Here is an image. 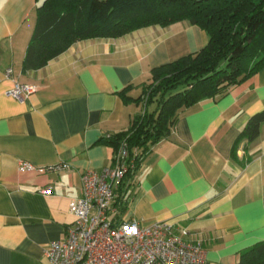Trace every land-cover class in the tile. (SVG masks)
Masks as SVG:
<instances>
[{"label":"crops","instance_id":"obj_1","mask_svg":"<svg viewBox=\"0 0 264 264\" xmlns=\"http://www.w3.org/2000/svg\"><path fill=\"white\" fill-rule=\"evenodd\" d=\"M40 3L0 0V264H48L47 244L73 222L82 172L110 165L114 151L103 139L127 130L144 110L120 92L143 94L153 67L208 40L187 20L153 24L77 40L43 67L25 70ZM15 82L37 89L15 98L8 94ZM262 109L264 65L222 96L181 109L170 133L144 154L120 218L185 227L205 248V264H237L242 250L264 239V124L255 140L235 144ZM21 161L67 167L21 172ZM47 186L51 192L42 193Z\"/></svg>","mask_w":264,"mask_h":264},{"label":"trees","instance_id":"obj_2","mask_svg":"<svg viewBox=\"0 0 264 264\" xmlns=\"http://www.w3.org/2000/svg\"><path fill=\"white\" fill-rule=\"evenodd\" d=\"M181 20L204 30L206 44L153 67L142 95L133 98L125 94L128 88L121 91L126 102L136 103L146 93L145 108L132 117L127 130L103 139L113 151L125 140L129 153L141 156L139 167L149 147L170 133L181 109L222 96L264 65V0H41L23 67H43L77 40L119 37ZM151 103L154 108L148 110ZM262 124L264 109L249 117L235 144L242 138L255 140ZM237 264H264V239L242 250Z\"/></svg>","mask_w":264,"mask_h":264},{"label":"built area","instance_id":"obj_3","mask_svg":"<svg viewBox=\"0 0 264 264\" xmlns=\"http://www.w3.org/2000/svg\"><path fill=\"white\" fill-rule=\"evenodd\" d=\"M6 68L4 77L10 78ZM37 86L15 82L8 94L18 98L34 93ZM141 156L129 153L125 140L113 152L112 163L100 170L81 174L80 194L71 204L73 222L61 239L50 241L45 248L48 264H205L206 250L200 240L189 238L185 227L167 220L142 224L121 219L136 184L137 162ZM67 167V163L36 167L21 161V172H48ZM50 193L51 187L40 190Z\"/></svg>","mask_w":264,"mask_h":264},{"label":"rangeland","instance_id":"obj_4","mask_svg":"<svg viewBox=\"0 0 264 264\" xmlns=\"http://www.w3.org/2000/svg\"><path fill=\"white\" fill-rule=\"evenodd\" d=\"M142 95V94H141ZM146 96H147V94L145 93L144 95H143V103H142V101L141 102H138V112L140 111V110H142V109H144L145 107L143 106L144 105V102L146 101ZM151 104H153V103H151ZM151 104H149V105H151ZM136 106V105H135Z\"/></svg>","mask_w":264,"mask_h":264}]
</instances>
